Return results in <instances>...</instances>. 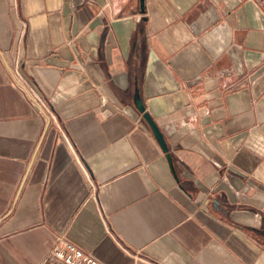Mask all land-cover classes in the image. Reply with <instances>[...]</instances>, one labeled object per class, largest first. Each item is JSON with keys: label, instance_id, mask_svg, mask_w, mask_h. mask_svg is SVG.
I'll use <instances>...</instances> for the list:
<instances>
[{"label": "crops", "instance_id": "1", "mask_svg": "<svg viewBox=\"0 0 264 264\" xmlns=\"http://www.w3.org/2000/svg\"><path fill=\"white\" fill-rule=\"evenodd\" d=\"M145 7L0 0V264H264V2Z\"/></svg>", "mask_w": 264, "mask_h": 264}, {"label": "built area", "instance_id": "2", "mask_svg": "<svg viewBox=\"0 0 264 264\" xmlns=\"http://www.w3.org/2000/svg\"><path fill=\"white\" fill-rule=\"evenodd\" d=\"M19 82L21 83L20 80ZM22 88L31 94L35 104H40L49 114L54 116L50 107L44 103L43 99L34 89L31 88L29 90L25 87ZM52 255L65 264H99V262L91 255L85 253L82 249L69 242H61L60 246L53 251Z\"/></svg>", "mask_w": 264, "mask_h": 264}, {"label": "water", "instance_id": "3", "mask_svg": "<svg viewBox=\"0 0 264 264\" xmlns=\"http://www.w3.org/2000/svg\"><path fill=\"white\" fill-rule=\"evenodd\" d=\"M145 8H146L145 7V0H141V10L143 13L146 10ZM135 106H136L137 110L143 115L144 120L146 121V123L151 128L156 140L158 141L162 150L165 152V154L167 156V159L169 161V164L171 166L173 174L177 178V174H176V171L174 168L173 158L170 154L169 147H168V144L165 140L164 134L161 132L160 128L158 127V125L155 122V120L153 119V117L146 111V107H145V105H144V103H143V101L139 95V91L136 92Z\"/></svg>", "mask_w": 264, "mask_h": 264}, {"label": "rangeland", "instance_id": "4", "mask_svg": "<svg viewBox=\"0 0 264 264\" xmlns=\"http://www.w3.org/2000/svg\"><path fill=\"white\" fill-rule=\"evenodd\" d=\"M262 2H264V0H261Z\"/></svg>", "mask_w": 264, "mask_h": 264}]
</instances>
